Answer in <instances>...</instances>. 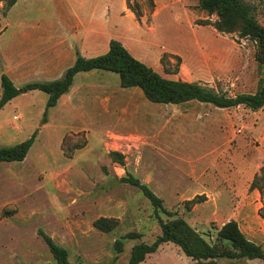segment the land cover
Listing matches in <instances>:
<instances>
[{
	"label": "rangeland",
	"instance_id": "1",
	"mask_svg": "<svg viewBox=\"0 0 264 264\" xmlns=\"http://www.w3.org/2000/svg\"><path fill=\"white\" fill-rule=\"evenodd\" d=\"M256 6L264 25V0ZM199 0H0L1 75L18 87L60 78L80 51L105 53L111 39L168 78L200 81L229 96L255 92L264 78L257 43L218 31ZM92 36V40H91ZM70 98L48 110V94L23 92L0 110V146L36 139L22 161L0 162V264H57L39 231L65 246L75 264H128L132 246L161 234L155 208L134 173L163 199L160 216L185 218L214 242L217 229L239 221L264 247V107L153 102L124 88L116 72H80ZM73 106V108H72ZM111 151L125 156V165ZM207 191V192H206ZM199 196L201 202L186 201ZM118 226L104 232L101 217ZM124 240V251L114 248ZM165 242L141 264H189ZM264 264L219 259V264Z\"/></svg>",
	"mask_w": 264,
	"mask_h": 264
},
{
	"label": "trees",
	"instance_id": "2",
	"mask_svg": "<svg viewBox=\"0 0 264 264\" xmlns=\"http://www.w3.org/2000/svg\"><path fill=\"white\" fill-rule=\"evenodd\" d=\"M199 1L201 9H205L209 15H217V19L213 22L209 21V24H212L218 31L238 33L242 37L254 40L257 43L256 60L259 64L264 65V25L257 18L256 6L252 2L247 0ZM93 69L118 73L122 87H139L145 96L153 102L181 104L196 100L213 104L219 108L244 105L254 111L264 107V78L260 80L255 92H243L229 96L200 81L165 77L134 56L120 40L111 39L109 49L103 54L87 57L78 51L74 64L67 68L62 77L57 79L28 82L18 87L7 73H3L1 75L0 110L23 92L41 90L48 94L44 118L46 122L48 110L56 106L61 96L70 91L76 75ZM37 133L36 131L28 139L16 144L0 146V162L24 160ZM109 154L113 161L125 165L123 153L111 151ZM261 177L256 175L250 187L251 189L257 188L264 194V187L260 183ZM120 180L138 187L144 193L154 206L161 227V234L152 243L142 241L132 246L128 264H141L149 254L156 252L166 241L178 245L191 259L189 264H219L221 258L261 259L264 261V247L249 238L236 219L232 218L219 227L215 241L211 242L183 217L164 220L159 213L163 208V199L134 173L127 172ZM199 198L196 196L186 201V204L191 206L201 202ZM94 226L101 231L110 232L118 226V221L111 217L101 216L94 221ZM39 233L47 243L57 264H75L70 260L69 250L65 246L57 243L43 230H40ZM139 237L140 233L138 232L127 233L123 238L115 241L114 248L119 253L123 252V239Z\"/></svg>",
	"mask_w": 264,
	"mask_h": 264
},
{
	"label": "crops",
	"instance_id": "3",
	"mask_svg": "<svg viewBox=\"0 0 264 264\" xmlns=\"http://www.w3.org/2000/svg\"><path fill=\"white\" fill-rule=\"evenodd\" d=\"M91 40H92V36H91ZM76 76H77V75H76ZM52 79H54V78H52ZM52 79H50V80H52ZM56 79H57V78H56ZM74 88H76V87H75V85H74V83H73V85H72L70 91H69L68 93L62 95L61 98H62V97H65V96H67V98H68V97L70 98V95H73V90H74ZM59 100H60V99H59ZM59 102H60V101H59ZM59 102H58V103H59ZM58 103H57V104H58ZM186 103H187V102H186ZM72 108H73V106H72ZM217 108H219V107H217ZM221 109H222V108H221ZM145 182H148V180L146 179ZM206 192H207V191H206ZM229 220H230V219H229ZM237 221H238V220H237ZM238 222H239V221H238ZM224 223H225V222H224ZM224 223H223V224H224ZM223 224H222V225H223ZM239 224H240V223H239ZM220 227H221V226H220Z\"/></svg>",
	"mask_w": 264,
	"mask_h": 264
}]
</instances>
